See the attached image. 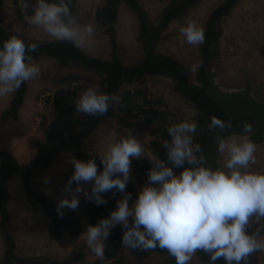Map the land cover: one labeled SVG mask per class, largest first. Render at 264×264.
<instances>
[{"label": "clouds", "instance_id": "9594fccd", "mask_svg": "<svg viewBox=\"0 0 264 264\" xmlns=\"http://www.w3.org/2000/svg\"><path fill=\"white\" fill-rule=\"evenodd\" d=\"M72 0H23L22 7H31L32 14L25 17L30 26L41 27L58 41L68 42L78 48H91L89 38L95 29L92 25L81 27L70 7ZM190 45L202 44L205 40L203 27L189 21L180 29ZM37 44L26 45L16 35L3 42L0 48V97L15 93L22 84L37 78L40 67L33 62L30 53ZM115 95L98 91L90 86L76 101V111L89 116L106 115ZM232 127L212 116L208 129L223 132ZM196 122L182 121L167 128L170 142L165 141L166 160L152 159L153 167L148 171V182L143 186L138 199L130 206L131 193H126L130 179L132 159H141L144 147L130 131L126 136L108 145L107 151L99 155L103 171L98 173L95 159L87 162L73 158L74 173L65 185L78 186L71 199H61L57 205L59 215L64 208L76 210L79 206L77 194L83 193L97 206L107 204L103 194L113 189L124 194L117 201V210L109 218L101 219L95 226L88 225L82 238L87 247L101 261L105 260V247L111 229L119 225L123 231L125 248L166 250L176 264H190L197 252L209 257L208 264L220 259L225 264H248L254 252L264 253V173L251 172L256 163L257 145L247 136L241 142L235 137L225 138L217 133L215 140L219 153H226L224 168L207 166L200 145L194 144ZM245 122L243 132H251ZM116 135L115 132L112 133ZM174 169H180L177 174ZM115 177V178H114ZM122 177V178H121ZM82 183L91 184L89 193ZM258 225L255 233L248 229ZM107 264H111L110 261Z\"/></svg>", "mask_w": 264, "mask_h": 264}, {"label": "trees", "instance_id": "16d2710c", "mask_svg": "<svg viewBox=\"0 0 264 264\" xmlns=\"http://www.w3.org/2000/svg\"><path fill=\"white\" fill-rule=\"evenodd\" d=\"M79 1L72 0L70 7L73 15L77 11ZM200 1L169 0L168 9L161 22L158 25H153L138 0H106L103 6L97 8L94 22L96 28L109 38L111 53L108 58L89 55L71 43L56 39L53 41L27 40L16 35L24 40L26 45H38L36 51L30 53L33 60L41 57L49 58L55 60L62 68L75 65L92 71L102 78V86L99 91L115 95L117 100L111 103L107 114L103 116H89L77 112L76 101L93 80L79 73L61 74L56 79V90L49 98L55 108L56 116L48 126L45 139L34 142L37 151L33 159L28 163H21L12 153L0 149V232L4 248L0 264H80L85 260V253L81 250L73 251L62 260L51 256H19L16 253L17 244L10 230L11 214L8 209L9 182L12 178L19 177L21 179L25 193L49 219V238L54 242H61L67 238L77 239L81 236L83 230L81 218L75 210H61L63 215H59L57 206L48 196L37 189L34 181L47 172L56 159L64 154H71L73 158L84 162L95 159L98 171L102 172L103 165L100 158L87 151L85 142L105 120L114 118L117 126L121 129L148 133L152 137L150 146L153 153L158 159L166 160V149L162 145L165 141L170 142L171 138L167 133V128L176 123L171 119V114L163 109L167 107L163 101L150 95L148 86L150 77L166 76L173 79L177 92L196 107V122L201 131L197 132L195 144L200 145L202 149V152L197 155L205 156L207 166L213 168V155L217 153L214 149L216 143L214 140L215 135L220 133L219 129L213 132L208 129L212 116L225 122L231 121L232 127L225 129L224 132L227 134L245 122L252 128L261 125L262 127L254 129L264 132V114L258 108V103L250 102L245 107L230 109L228 106L231 104L232 96H227L224 98L227 101L225 106L222 102L220 104L217 100H221L220 96L216 92L210 75V66L215 55L214 44L220 37L221 22L231 14L237 6L238 0H224L209 15L206 22L205 40L202 45V61L198 69V84L192 82L189 68L185 63L173 55L155 51V45L162 39V34L170 23L190 12ZM49 2H58V0H49ZM14 3L22 7L23 0H14ZM34 3L35 0H29V4ZM124 4L138 18L140 25L138 40L144 50L143 57L133 65H127L124 62L117 46L120 8ZM5 9V0H0V48L5 40L13 36L3 24ZM24 10L29 16L32 14L31 7ZM260 52L264 56V45ZM26 95L27 82L13 93L8 106L0 114L1 122L19 120ZM142 161L141 163L133 159L132 164L138 182L146 184L151 166L147 159ZM174 171L179 174L181 170L174 169ZM73 173L74 167L71 164L62 178L64 188ZM76 185L73 183L71 188ZM88 192H91V187ZM126 193H131V201L135 202L138 199L139 192L131 182L126 185ZM123 195L113 189L103 194L107 204L97 206L94 201H91L92 213L88 225L95 226L101 219L109 218L110 213L117 210V201ZM122 237L123 231L119 225L112 228L106 241L105 260L98 259L95 263L107 264L110 261L111 264H123L125 258L122 254L123 251H127L134 258L136 264H143L153 255L163 257V260L152 264H176L175 259L166 250L160 248L147 251L125 248ZM196 256L201 263L208 264L209 257L205 253L197 252ZM216 264H225V261L220 259Z\"/></svg>", "mask_w": 264, "mask_h": 264}, {"label": "rangeland", "instance_id": "374dc122", "mask_svg": "<svg viewBox=\"0 0 264 264\" xmlns=\"http://www.w3.org/2000/svg\"><path fill=\"white\" fill-rule=\"evenodd\" d=\"M224 0H201L190 12L183 14L179 19L170 23L164 30L162 39L155 45V51L163 54L173 55L185 63L191 75L192 82L198 84L197 76L199 65L202 61V44L190 45L185 37L181 35L180 29L189 21H195L198 26L206 29V22L210 13ZM146 10L147 16L153 25H158L166 13L169 0H138ZM106 0H80L77 11L73 15L81 26L92 25L95 29L89 38L91 48H81L89 55L101 58L110 57L111 45L109 38L99 31L94 22L95 12L98 7L103 6ZM5 15L3 24L7 31L13 35L20 36L27 40L53 41L55 38L48 35L39 26H30L25 17L29 16L23 7H19L14 0H5ZM21 12V13H20ZM140 25L136 14L127 6L120 8L117 46L118 50L127 65L136 64L144 55L141 42L138 40ZM264 45V0H238L237 6L231 14L221 22V33L218 41L214 44V58L211 64L210 75L220 104L225 106L224 98L232 96L230 109L245 107L250 102L258 103L264 114V56L260 49ZM39 65L40 75L27 82V95L24 105L20 111L18 121H0V149L12 153L21 163L30 162L36 154V140H44L49 124L54 120L56 111L49 98L56 90V79L61 74L79 73L92 78L90 86H102L100 75L84 68L71 65L62 68L58 63L49 58H38L33 60ZM150 95L160 98L167 106L163 109L171 114L174 123L182 121L196 122V107L188 99L182 97L176 90L173 79L157 76L148 80ZM222 95H221V94ZM13 94L7 97H0V114L8 106ZM197 123V122H196ZM256 127H262L256 125ZM252 128L251 132H243V125L234 128L230 134L220 132L226 139L235 137L236 142H241L247 136L257 145L256 163L251 165L249 171L264 173V132ZM201 131L199 127L193 135ZM116 135L113 136L112 133ZM130 130L121 129L117 126L114 118L105 120L96 131L86 140L87 151L98 158L107 151L108 145L120 136H126ZM132 132V135L141 141L144 147V154L141 159H147L151 168L152 159H158L153 153L150 143L152 137L148 133ZM216 141V140H214ZM214 149L217 153L213 155V169L224 168L226 153L218 152L217 142ZM213 154V153H212ZM71 154H64L56 159L51 168L34 182L39 191L48 196L57 206L61 199H71L76 186L72 192L65 191L62 185V178L71 166ZM133 160V159H132ZM99 173V171H98ZM131 182L140 193L146 184L139 183L135 175L134 165H130ZM86 191L92 187L91 184L82 183ZM10 197L8 209L11 214L10 230L16 239L19 256L36 257L51 256L57 259L67 258L73 251L81 250L85 253V260L80 264H96L99 259L87 247L86 239L82 235L86 232L88 220L92 213V204L83 193H78L79 206L75 210L82 221V234L77 239L67 238L61 242H54L49 238V219L43 210L37 206L25 193L22 181L14 177L9 182ZM122 199V198H121ZM134 202L129 201L131 206ZM62 210H71L64 208ZM258 225L253 223L248 229L249 234L256 231ZM111 231V230H110ZM264 236V232L260 233ZM4 254L3 239L0 232V260ZM125 258L123 264H136L134 258L127 251L122 254ZM163 257L151 256L143 264L160 262ZM190 264H204L195 255ZM248 264H264V253L254 252L248 258Z\"/></svg>", "mask_w": 264, "mask_h": 264}]
</instances>
